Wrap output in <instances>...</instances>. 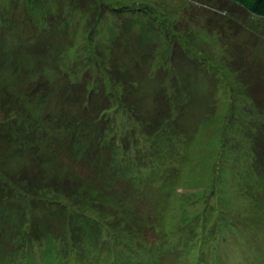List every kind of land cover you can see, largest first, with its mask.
I'll return each mask as SVG.
<instances>
[{"label": "rangeland", "instance_id": "rangeland-1", "mask_svg": "<svg viewBox=\"0 0 264 264\" xmlns=\"http://www.w3.org/2000/svg\"><path fill=\"white\" fill-rule=\"evenodd\" d=\"M219 7L0 0V264H264V18Z\"/></svg>", "mask_w": 264, "mask_h": 264}, {"label": "trees", "instance_id": "trees-1", "mask_svg": "<svg viewBox=\"0 0 264 264\" xmlns=\"http://www.w3.org/2000/svg\"><path fill=\"white\" fill-rule=\"evenodd\" d=\"M217 1H218L219 5H220L218 10L223 11L225 13H228L230 18H228L227 20H229L230 22H231V20H233V21L235 20V24L234 25L239 26L238 27L239 29L242 28L243 26H245V24L243 22H241V21L236 20V18H240V19H245L246 18L247 19L246 21H248V19L250 20V18L253 15H255L257 17H263L264 18V0H217ZM233 16L236 17V18H233ZM217 27L219 29H221V24H219V26H217ZM2 62H3V60H2ZM126 80H128L129 83L127 85H125V87L121 86V90H120L121 92H120V97L119 98L122 101V103L118 107V114L120 113V116H123V118L125 117L123 119V121H130L131 119L132 120H136L134 115H132V109H130V108H132L131 107L132 105L130 104L129 101L125 100L126 99L125 98L126 94L124 93L126 90L128 91V89L131 90L132 87H135V86H133L134 85V80H130V79H128V77L127 78L124 77V79L121 80V83L126 84ZM40 85L41 84H39V86ZM162 86L164 87V85H162ZM165 91H166V89H165ZM169 96H170V94H169ZM127 97H128V95H127ZM86 107L88 108V105ZM174 111H173V114L169 115L164 120H177L178 117L180 116V114L177 113V115H175L176 117H172V115H174L176 113ZM156 118H158V117H156ZM110 120H113L112 124H113L114 127H116L114 117H112ZM110 120H108L107 123H105L103 126L100 125L99 129L101 127H102L101 129H103L105 127H108ZM142 120H145V119H142ZM169 126L170 125H168L167 121L159 120V118H158V120H151V121H149L147 123L142 121L141 129H142V131H144L143 132L144 137H143V141H142V137H141V139L137 140V138L135 137L137 131H135L129 125L128 129H127L128 130L127 133H128V135H129L131 140L130 141L128 140L127 141L128 143L123 144V146L121 148L123 150V152L125 153V156L129 157L128 160L132 156H137V155L144 156V153L147 152V151L142 149V143H145L146 146H148L149 151H157L158 149L161 150V145L158 142V140L161 139V138H167L168 135H165L166 133H164V134H161L157 138H156V136L159 134V132H163L165 129H166L167 134L170 133L171 129H170ZM130 130L134 131V132H132L130 134ZM107 131H109V130H107ZM72 135H73V137H75L74 133H72L71 136ZM98 139H100L101 143L103 142V139L106 141L105 144L110 142V139H109V141H107L108 137H106V136L103 137L102 135H100L98 137ZM18 147L20 149V147H22V143H20L18 145ZM122 159H124V157ZM129 162H130V160H129ZM142 164H143V162L141 164H139L138 166H141ZM115 167H116V164L114 165V169H113L114 172L116 173V177H118L117 175H118V173H120V174L123 175V179L124 180L129 179L130 177L133 178V179L135 178V176L130 175L127 171H121V170H117L116 171ZM166 171H167V169H166ZM145 173H147V175L149 176V178L147 180L148 183L153 184L151 172H145ZM136 174L138 175V173H136ZM0 177L3 178L4 181H7L8 183L12 184L11 185L12 189L15 188V186L19 187L17 182L13 183L11 181V178L7 174L4 177L2 176V174H0ZM7 177L10 179L9 181L5 179ZM139 179H140L141 182L143 181L142 180L143 178L141 176L139 177ZM136 180H138V178ZM136 180H134V181H136ZM153 185H155V184H153ZM164 199H165V204H166V199L167 198L164 197ZM164 208H165V206L163 208L159 207L160 211L162 209H164ZM101 211H103V209ZM102 215H103V213L100 212V214L98 215V218L93 217V216L90 217V218H92V219H94L96 221H99V220H101L103 218ZM159 216H160V218L157 217L155 223L160 222L162 214L160 213ZM100 223H101V225H104V224H102V222H100ZM101 231L102 230L100 228V232ZM158 232H160V235H161V231H158ZM103 235H104V233H103ZM105 237H106V239H108V236H105ZM133 239H134L135 243L138 242L141 245L144 244V243L145 244H150L151 243V242H148L147 236H141L139 234L134 236ZM96 244H95L94 247H96Z\"/></svg>", "mask_w": 264, "mask_h": 264}]
</instances>
